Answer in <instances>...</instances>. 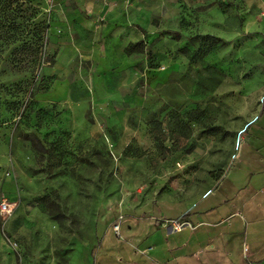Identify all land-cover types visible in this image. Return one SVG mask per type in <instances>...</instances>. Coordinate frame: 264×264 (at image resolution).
<instances>
[{"label":"rangeland","instance_id":"374dc122","mask_svg":"<svg viewBox=\"0 0 264 264\" xmlns=\"http://www.w3.org/2000/svg\"><path fill=\"white\" fill-rule=\"evenodd\" d=\"M71 1L0 0V264H160L163 220L212 204L264 102V0L168 5L134 105L90 103L74 136L41 99L63 95L42 70Z\"/></svg>","mask_w":264,"mask_h":264},{"label":"crops","instance_id":"0c3cea01","mask_svg":"<svg viewBox=\"0 0 264 264\" xmlns=\"http://www.w3.org/2000/svg\"><path fill=\"white\" fill-rule=\"evenodd\" d=\"M203 1L72 0L74 6L64 7L51 22L53 59L42 70L43 77L61 85L63 95L43 97L44 104L58 107L72 136L78 113H88L90 103L100 112L126 110L136 98L127 88L150 71L147 52L161 30L154 29L153 20H165L168 5L182 13L197 10ZM206 3L215 6L214 0ZM139 43L146 48L126 51ZM244 131L247 142L234 155L233 171L200 199L214 196L212 204L163 220L167 249L160 264H264V102Z\"/></svg>","mask_w":264,"mask_h":264},{"label":"built area","instance_id":"2783aa9c","mask_svg":"<svg viewBox=\"0 0 264 264\" xmlns=\"http://www.w3.org/2000/svg\"><path fill=\"white\" fill-rule=\"evenodd\" d=\"M0 211L3 212V213H6L8 211V205H7L6 201L1 202V204H0ZM117 230H118V225H114V227H113L114 233L117 234Z\"/></svg>","mask_w":264,"mask_h":264},{"label":"trees","instance_id":"16d2710c","mask_svg":"<svg viewBox=\"0 0 264 264\" xmlns=\"http://www.w3.org/2000/svg\"><path fill=\"white\" fill-rule=\"evenodd\" d=\"M140 46H141L140 43L135 44L134 46H130L128 49H126V51L129 52L130 50H133L134 48L137 50Z\"/></svg>","mask_w":264,"mask_h":264}]
</instances>
